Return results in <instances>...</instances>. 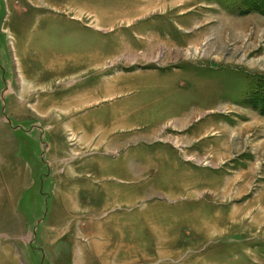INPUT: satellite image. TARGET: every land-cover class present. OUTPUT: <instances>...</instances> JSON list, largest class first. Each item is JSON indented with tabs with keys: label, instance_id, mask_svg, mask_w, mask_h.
Wrapping results in <instances>:
<instances>
[{
	"label": "rangeland",
	"instance_id": "obj_1",
	"mask_svg": "<svg viewBox=\"0 0 264 264\" xmlns=\"http://www.w3.org/2000/svg\"><path fill=\"white\" fill-rule=\"evenodd\" d=\"M136 1L0 0V264H264L203 134L264 96V0Z\"/></svg>",
	"mask_w": 264,
	"mask_h": 264
},
{
	"label": "crops",
	"instance_id": "obj_2",
	"mask_svg": "<svg viewBox=\"0 0 264 264\" xmlns=\"http://www.w3.org/2000/svg\"><path fill=\"white\" fill-rule=\"evenodd\" d=\"M158 2L148 8L145 2L136 1L118 18L122 21L137 19L154 8L159 10L162 1ZM254 110L242 107L236 111L233 126L224 120L218 127H206L204 136H217V140L204 150L211 152L209 156L215 159L211 165L220 168L216 189L224 208L219 211V217L232 220L236 231L264 233V117L257 109ZM208 182L210 188L207 193L210 194L212 184L217 182L212 178ZM260 239L257 238V241L260 242Z\"/></svg>",
	"mask_w": 264,
	"mask_h": 264
},
{
	"label": "trees",
	"instance_id": "obj_3",
	"mask_svg": "<svg viewBox=\"0 0 264 264\" xmlns=\"http://www.w3.org/2000/svg\"><path fill=\"white\" fill-rule=\"evenodd\" d=\"M262 86H263L262 89H263V91H264V85H262ZM262 101H264V96H263V97L261 96V97L258 98L256 101L254 100V103H253V104H255L254 107L257 108L258 111H259V105L256 104L255 102H257V103L259 102V103H260V102H262ZM262 105H263V107H264V103H262ZM251 106H252V105H251ZM262 110L264 111V108H263Z\"/></svg>",
	"mask_w": 264,
	"mask_h": 264
}]
</instances>
